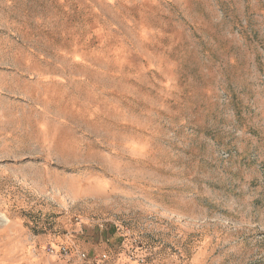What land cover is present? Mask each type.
I'll use <instances>...</instances> for the list:
<instances>
[{
    "label": "rangeland",
    "instance_id": "rangeland-1",
    "mask_svg": "<svg viewBox=\"0 0 264 264\" xmlns=\"http://www.w3.org/2000/svg\"><path fill=\"white\" fill-rule=\"evenodd\" d=\"M0 264H264V0H0Z\"/></svg>",
    "mask_w": 264,
    "mask_h": 264
},
{
    "label": "built area",
    "instance_id": "built-area-1",
    "mask_svg": "<svg viewBox=\"0 0 264 264\" xmlns=\"http://www.w3.org/2000/svg\"><path fill=\"white\" fill-rule=\"evenodd\" d=\"M51 250L54 251L53 248H51ZM60 252L63 253L67 257H71L72 258L75 255L76 257H79L82 260H86L87 259V254L86 253H84V252L83 253H79V252L73 253V250L70 247H65V246L62 247L60 249Z\"/></svg>",
    "mask_w": 264,
    "mask_h": 264
}]
</instances>
